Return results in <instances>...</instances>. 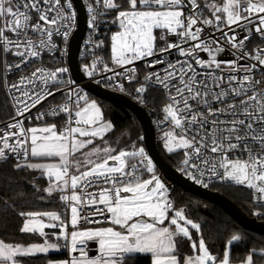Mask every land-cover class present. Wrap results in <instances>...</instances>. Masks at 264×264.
<instances>
[{
  "label": "snow or ice",
  "instance_id": "6c2138e0",
  "mask_svg": "<svg viewBox=\"0 0 264 264\" xmlns=\"http://www.w3.org/2000/svg\"><path fill=\"white\" fill-rule=\"evenodd\" d=\"M72 9V0H0V48L19 58L15 64L5 61V72L54 51V36L66 42L76 26ZM112 10L117 15L111 23L119 28L111 34L113 66L96 57L83 66V73L89 78L111 73L109 82L117 77L132 81L136 69L129 66L159 55V60L146 67H165L146 74V84L135 91L143 94L147 86L164 90L168 103L162 108L161 123L171 125L163 134L166 151L183 150L181 171L196 184L208 187L206 176L230 181L252 190L253 200L264 203V89L257 87L264 81L252 75L257 65L264 66V49L245 50L253 28L264 39V0H203V7L199 0H92L88 27L95 32L98 17ZM205 11L210 16H205ZM33 12L38 14L36 23H32ZM205 27L222 35L205 38ZM240 32L245 33L242 39ZM169 36L176 37V42H167ZM157 39L166 41V46L157 49ZM87 43L91 44V39ZM102 46L103 41L94 44L93 55L94 49ZM226 46L234 50V58L222 61L219 56ZM172 50L181 59L169 60ZM201 53L208 58H201ZM245 59L255 63L241 65L239 61ZM116 68L123 70L117 72ZM68 72L67 67L41 65L16 83L4 85L12 94L14 116L6 128H0V161L11 157L17 161V170L40 171L49 181L42 191L49 198L59 193L64 211L20 212L25 219L19 231L38 234L43 243L25 246L0 239V264H21V258L62 250L68 252V258L49 260L48 264H126L138 254L150 255L151 264H181L179 238L192 241L193 254L185 256L183 264H230V248L242 240L241 235L230 236L223 259L209 251L202 235L198 244L193 241L190 229L199 235L201 225L189 219L184 208H175L169 188L156 174L144 147L133 143L130 149L117 152L104 141L103 146L86 151L114 126L104 119L97 101L81 89L68 88L62 103L36 116L43 120L64 114L67 120L63 126H25V119H32L26 114L64 91L59 85L64 83L62 74ZM241 72L244 74L239 75ZM116 87L124 90L119 82ZM233 153H246V157L233 158ZM33 158L51 162L34 163ZM145 173L149 178H143ZM82 223L107 226L82 228ZM46 228H59L58 233H52L55 242L48 239ZM91 251L96 255H90ZM254 254L256 250L241 264H254ZM258 254L264 255V250Z\"/></svg>",
  "mask_w": 264,
  "mask_h": 264
},
{
  "label": "trees",
  "instance_id": "16d2710c",
  "mask_svg": "<svg viewBox=\"0 0 264 264\" xmlns=\"http://www.w3.org/2000/svg\"><path fill=\"white\" fill-rule=\"evenodd\" d=\"M116 2L123 3L124 0H116ZM199 3L202 4V1L199 0ZM112 11L111 15L116 16L117 11ZM110 27L107 28L108 30L104 34L102 46V54L108 56V58L111 56L108 32L115 29L116 25L112 26L113 28ZM159 91L156 89L155 94L152 93V89H150V93L148 91V101L151 104L155 102L156 110H160L159 108L163 106L162 93L160 94ZM89 97H92V95ZM94 98L103 111L104 119L111 122L114 127L105 135L103 140H95L94 144L87 150L97 145L103 146L104 141H107L117 152L121 149H130L133 143H135L137 148L144 147L142 125L131 111L119 103ZM160 99L162 104L159 102ZM158 102L159 104H157ZM9 110L10 107L3 92L0 69V120L11 115V110ZM156 145L162 157L171 166L179 170L183 160V153L181 151L173 153L164 151L160 146L159 138L156 139ZM15 163L16 161L9 159L0 161V239L9 243H39L43 241V238L38 234L21 233L19 231L25 219L19 213L27 211L60 212L62 205L59 200V193L49 198L42 191L48 187V179L42 177L38 171L26 168L17 170L14 168ZM145 176H147V173L144 174ZM208 187L229 198L246 215L254 216L257 220L264 221V205H254L251 202L250 193L247 188L222 183L210 184ZM169 195L176 209L184 208L186 216L201 225V233L199 235L195 230L190 229L192 240L197 244L202 235L209 251L216 255L218 259H223L227 240L232 234H239L242 240L231 246L230 263L242 262L252 250H256V254L253 255L254 264H264V255L258 254L260 250H264V234L243 228L218 205L175 185L169 189ZM191 243L192 241L186 238L178 239L177 247L180 260L185 255L193 254ZM59 256L66 257L65 251L25 257L21 258V262L22 264H46L48 259ZM126 264H151V257L150 255L138 254L134 260L133 258H129Z\"/></svg>",
  "mask_w": 264,
  "mask_h": 264
},
{
  "label": "built area",
  "instance_id": "2783aa9c",
  "mask_svg": "<svg viewBox=\"0 0 264 264\" xmlns=\"http://www.w3.org/2000/svg\"><path fill=\"white\" fill-rule=\"evenodd\" d=\"M81 1L83 3L84 11L86 14V27H85L84 37L82 38V40L80 42V47H79V52H78V62H79L80 70L83 73V66L85 64L90 65L92 63L93 59L96 57H101L103 59V61L109 65V67H112L113 65L111 62V56L109 58L104 57L102 54V47L94 49V55H93V45L96 43H99L100 41H103L104 34L106 33L107 28L109 26L116 25V24L111 23V21L116 16H112L111 11H110L107 15L98 17V20L100 21V23H98L97 30L94 32L92 29H90L88 27V20H89V16H90V14L88 12V4L91 3L92 0H81ZM62 3H64V0H62ZM72 10L75 11L74 6H73ZM99 10L103 11L102 8H100ZM185 12L187 14L188 9H185ZM32 16H33L32 23H36L38 20V14L33 12ZM104 21H108V23H105ZM41 23H43V22H41ZM201 27H204V26L201 25ZM73 31H72V33H73ZM72 33L70 34L69 39L66 42L63 40L62 37L54 36L53 37V43H55V45L57 46L54 51L44 52L41 60H33L31 63L22 65V67L20 69L14 70L11 73L5 72V70H4L5 69V61L7 62V64H15V63L19 62V58L14 57L11 53L5 54L2 50L1 81H2V87H3V92L5 95V98L7 100L9 107H10V110H11V115L5 119L0 120V128H6L7 123L10 122L11 118L14 116V111H13V107H12L13 101L11 99L12 94L9 93L7 88L4 86L5 83H7V84L16 83L21 76L30 75V73L32 71H34L37 67H40L41 65H43L44 67H47L49 69H55L57 67H67L69 69L68 73L62 74L61 78L63 79L64 83L62 85H59V87L62 88L64 91L56 92L55 95L48 97L45 101H42L41 104L37 105L34 109H32L30 113L26 114V115H30L32 117V119H31V121L25 119L24 123H26V122H38V121L43 122V121H46L49 119H56L58 121V127L63 126L65 121L67 120V116L64 114H60L56 117L45 116L43 120H37L36 116L38 113L45 112L50 107L62 103L64 98H65V91L68 88L78 87L79 89H81L82 94L88 95L86 90L82 87V83L94 82V83H97L98 85H100L104 88H107V89L119 92L121 94H124L125 96H127L131 100L135 101L137 104L144 107L151 116V119H152V122H153L154 128H155L156 137L163 138L164 132L169 131L171 129L170 123H161V121H163V119H164V113L162 112V108L165 104L168 103V100L166 98L164 90L161 88L155 87V86H147V90L143 94H138L135 91V89L137 87H139L140 85L146 84L145 79H144L146 74H148L149 72L160 71L163 67H165V65H162V64H156L154 67H146L147 63H150L152 60H159L161 57L159 55L155 56V57H150V58H147V60L137 61V62H135V64L133 66H129V67H135V69H136L135 78L132 81H129V80L124 79L122 77H117L116 81L109 82L107 80V76L112 75L111 73H105L103 76L95 75L91 78H89L88 76H86L83 73L84 80L76 81L73 78L71 71H70V68H69V65H68V46H69V41H70ZM6 34L9 36L12 35L11 33H6ZM229 34L231 35V33H229ZM244 34L245 33L240 32L239 38L242 39ZM30 35H31V33H30ZM210 35L213 36V38H217L220 35H222V33L214 32V30L212 28L205 27L204 32H203V36L206 38ZM90 39L92 41L91 44L87 43ZM176 40H177L176 37L169 36L167 42H176ZM221 43H223V41H221ZM156 46H157V49L163 48L166 46V43L160 42ZM257 48L264 49V39H261L257 34H255L254 28H253V34H252L251 38L245 44V50L249 53H252L253 50L257 49ZM233 51H234L233 49L226 46V51L219 56V59L222 61L233 59L234 58L232 56ZM201 58L207 59L208 58L207 54L201 53ZM168 59L169 60H177V59H181V58L176 54L175 50H172L168 54ZM239 63L241 65H245V64L255 63V61L245 59V60H240ZM100 67L102 68L103 65L101 64ZM122 70L123 69H121V68H116L117 72H121ZM197 70H199V69H197ZM243 74H244L243 72L239 73V75H243ZM252 75L254 76L255 79L264 81V66L257 65V68H256V70H254ZM69 81H71L72 83H69ZM97 81H99V83ZM117 82L123 84V88H124L123 91H120L119 88L116 87ZM257 87L264 89V84H260ZM150 89H157V90H160L162 93V98H163L164 104L160 108L159 111H154V108H153L154 105L148 101V99H149L148 98L149 97L148 91ZM214 107L219 108V107H221V105L215 104ZM202 111L206 112L207 110L203 109ZM251 146L254 149L256 147H258L256 145H251ZM242 147H243V145H242ZM182 153H183V158H184V152L182 151ZM231 155L233 158L235 156H240V158H242V159L246 157V153L245 154L233 153ZM9 159L16 161L15 158L10 157ZM182 167H183V165L181 164L179 171H181ZM155 170H156V174H157V169L155 168ZM182 173H183V175L188 177L185 172H182ZM205 183H207V185L212 184V183H222V184H233V185H235L234 183H232L230 181H221V180L216 179V178H208L207 176L205 177ZM239 186H241V185H239ZM242 187H244V186H242ZM91 190H97V189H90V191ZM248 190L250 193L251 202L254 205H256V206L264 205V203L254 201L252 190H250V189H248ZM63 211H64V206L62 205V209L60 210V212H63ZM64 219L67 220L68 216H65ZM93 219H98V217H93ZM90 226H92V225L87 224V223H82V225H81V227H90ZM68 231L69 232L71 231V227H69ZM61 243H63V241H61ZM90 248L94 249L95 246L93 244H91ZM64 251L66 253V258H68V252L66 250H64ZM90 255H96V252L91 251Z\"/></svg>",
  "mask_w": 264,
  "mask_h": 264
},
{
  "label": "water",
  "instance_id": "95a60500",
  "mask_svg": "<svg viewBox=\"0 0 264 264\" xmlns=\"http://www.w3.org/2000/svg\"><path fill=\"white\" fill-rule=\"evenodd\" d=\"M76 11V27L71 35L68 46V65L76 81L84 80V75L79 67L78 52L80 42L84 37L86 27V14L81 0H72ZM82 87L89 95L103 100L116 102L131 111L142 125L144 148L149 158L153 160L157 175L170 189L173 185L190 192L221 207L243 228L256 233L264 234V221L257 220L254 216L243 213L239 207L222 193L203 185L196 184L193 180L171 166L160 154L156 145L155 128L150 114L141 105L131 100L124 94L104 88L94 82H84ZM94 245V244H93ZM95 246V245H94Z\"/></svg>",
  "mask_w": 264,
  "mask_h": 264
},
{
  "label": "crops",
  "instance_id": "0c3cea01",
  "mask_svg": "<svg viewBox=\"0 0 264 264\" xmlns=\"http://www.w3.org/2000/svg\"><path fill=\"white\" fill-rule=\"evenodd\" d=\"M49 120H46V121H43V122H41V121H38V122H40V123H38V122H26L25 123V126H26V124H27V126L28 127H31V126H38V125H43V124H45V123H48V124H51L52 122H50V121H52V119H50V123L48 122ZM53 121H55V122H53V123H57L58 124V121L56 120V119H53ZM107 121V120H106ZM41 123H43V124H41ZM35 124H37V125H35ZM98 139V138H97ZM96 139V140H97ZM31 162H34V163H36V162H51V161H42V160H39V159H35V158H33L32 160H31ZM33 171H36V170H33ZM40 174H41V172L40 171H38ZM146 178H149V174H147V176H145L144 177V179H146ZM59 230V228H55V229H48V228H46L45 229V231L48 233V239L50 240V241H53V236L51 235V233H52V231H58ZM53 242H55V241H53ZM39 243H43V241L42 242H39ZM30 244H32V243H30ZM23 245H25V246H27V245H29V244H23ZM50 253H58V252H50ZM38 255H44V254H38ZM185 256H187V255H185ZM184 256V257H185ZM184 257L180 260L181 261V264H183V260H184ZM60 259H66V257H63V256H59V257H54V258H50V259H48L47 261H46V264H48V261L49 260H60ZM21 264H22V262H21ZM230 264H235V263H230ZM236 264H241V262H239V263H236Z\"/></svg>",
  "mask_w": 264,
  "mask_h": 264
},
{
  "label": "rangeland",
  "instance_id": "374dc122",
  "mask_svg": "<svg viewBox=\"0 0 264 264\" xmlns=\"http://www.w3.org/2000/svg\"><path fill=\"white\" fill-rule=\"evenodd\" d=\"M202 1V4H201V6L203 7V0H201ZM116 15H117V13H116ZM205 16H210V14L207 12V11H205ZM119 30V28H118V25L116 24V28L115 29H112V30H110L109 32H108V38H109V45H110V53H111V34L113 33V32H116V31H118ZM156 36L159 38V36L161 35V33L159 32V31H157L156 33ZM167 40H168V37H167ZM159 42H165L166 43V41H163V40H159V39H157V44L159 43ZM1 62H2V49L0 48V66H1ZM0 69H1V67H0ZM89 97V96H88ZM90 99H92V100H95L94 99V97H89ZM26 127H28L27 126V124H26ZM162 140V142H160ZM159 142H160V146H161V148L164 150V151H166V149L164 148V146H163V138H159ZM86 151H87V149H86ZM178 151H183V150H178ZM167 152V151H166ZM147 179V178H146ZM212 184H218V183H212ZM23 223H24V221H23ZM23 226V225H22ZM96 226H107L106 224L105 225H92V226H90V227H96ZM82 228H88V227H82ZM71 231H72V228H71ZM58 233L59 232V230L58 231H52V233ZM52 233H51V235H52ZM236 264V263H235Z\"/></svg>",
  "mask_w": 264,
  "mask_h": 264
},
{
  "label": "bare ground",
  "instance_id": "6f19581e",
  "mask_svg": "<svg viewBox=\"0 0 264 264\" xmlns=\"http://www.w3.org/2000/svg\"><path fill=\"white\" fill-rule=\"evenodd\" d=\"M112 12H113V11H112ZM112 12H111V14H112ZM113 14H115V13L113 12ZM113 16H114V15H113ZM111 27H112V26H111ZM111 27H110V28H111ZM108 28H109V27H108ZM112 28H113V27H112ZM107 30H108V29H107ZM109 31H110V30H109ZM105 34H106V33H105ZM103 38H104V37H103ZM159 43H160V42H159ZM164 43H165V42H164ZM103 55H104V54H103ZM104 57H107V58H108V56H105V55H104ZM0 67H1V66H0ZM155 90H156V89H155ZM155 90L152 89V93H153V94H155ZM158 91H159V90H158ZM159 92H160V94H161V91H159ZM159 92H158V93H159ZM149 93H150V90H149ZM156 94H157V93H156ZM88 95H89V94H88ZM150 95H151V94H150ZM158 95H159V94H158ZM89 96H90V95H89ZM159 96H161V95H159ZM92 97H93V96H92ZM94 99H95V98H94ZM158 99H159V98H158ZM161 99H163L162 96H161ZM161 99L159 100V102H161V104H162V101H163V100L161 101ZM159 102H158L157 104H159ZM154 104H155V102H154ZM154 104H153V105H154ZM163 104H164V101H163ZM163 104H162V105H163ZM160 106H161V105H160ZM153 108L155 109L154 111H157V110H158V109L156 110L155 105H154ZM159 109H160V108H159ZM9 111H10V110H9ZM158 111H159V110H158ZM9 114H10V113H9ZM9 114H8V115H9ZM8 117H9V116H8ZM49 121H50V119H49ZM49 121H48V122H49ZM50 122L53 123V122H55V121H53V119H52V121H50ZM50 122H49V123H50ZM38 123H40V122H38ZM41 124H43V123H41ZM56 124H57V123H56ZM35 125H37V124H35ZM57 125H58V124H57ZM98 139H99V138H98ZM156 139H158V138H156ZM160 142H162V140H161ZM175 152H177V151H175ZM181 154H182V153H181ZM9 160H12V159H9ZM12 161H13V160H12ZM180 166H181V165H180ZM209 185H210V184H209ZM209 185H208V186H209ZM208 188H209V187H208Z\"/></svg>",
  "mask_w": 264,
  "mask_h": 264
}]
</instances>
